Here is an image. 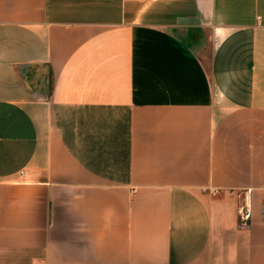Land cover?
I'll list each match as a JSON object with an SVG mask.
<instances>
[{"label":"crops","instance_id":"1","mask_svg":"<svg viewBox=\"0 0 264 264\" xmlns=\"http://www.w3.org/2000/svg\"><path fill=\"white\" fill-rule=\"evenodd\" d=\"M263 203L264 0H0V264H264Z\"/></svg>","mask_w":264,"mask_h":264},{"label":"built area","instance_id":"2","mask_svg":"<svg viewBox=\"0 0 264 264\" xmlns=\"http://www.w3.org/2000/svg\"><path fill=\"white\" fill-rule=\"evenodd\" d=\"M239 213H240V219L242 221H247L249 219L248 206L244 205L242 208H240ZM260 215H261L262 221H264V203L261 206Z\"/></svg>","mask_w":264,"mask_h":264}]
</instances>
